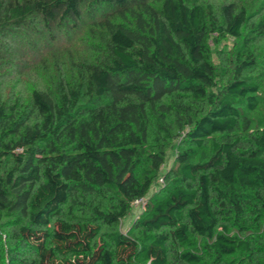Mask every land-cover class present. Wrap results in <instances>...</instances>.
I'll return each mask as SVG.
<instances>
[{
	"label": "trees",
	"instance_id": "16d2710c",
	"mask_svg": "<svg viewBox=\"0 0 264 264\" xmlns=\"http://www.w3.org/2000/svg\"><path fill=\"white\" fill-rule=\"evenodd\" d=\"M149 1L0 0V30L34 18L52 33L96 14L106 27L98 55L57 63L26 102H0V264H201L186 248L193 238L208 242L209 264L264 260V233L241 236L264 219V127L252 130L211 91L208 47L213 34L240 37L248 13L232 2ZM257 25L264 32V19ZM245 57L223 89L253 107ZM137 198L133 231H116Z\"/></svg>",
	"mask_w": 264,
	"mask_h": 264
},
{
	"label": "rangeland",
	"instance_id": "374dc122",
	"mask_svg": "<svg viewBox=\"0 0 264 264\" xmlns=\"http://www.w3.org/2000/svg\"><path fill=\"white\" fill-rule=\"evenodd\" d=\"M161 0H150L153 6H158ZM215 9L225 2H232L236 7H244L248 13L245 27L241 36L236 38L229 35H211L208 40L210 59L216 70V86L212 92L232 100L240 115L246 118L252 130L264 127V32L259 33V26H255L264 19V0H201ZM101 18L96 14L92 18L84 17L77 23L74 29H59L52 33H46L36 19H32L31 26L28 25L22 31L0 30V102L11 103L16 98L22 102L28 100L33 88L48 85L52 78L57 63L67 61L70 58L94 57L98 55L106 40V27L98 22ZM107 20L114 24H132L133 18L130 14L109 13ZM246 52L252 55V66L241 70L240 78L256 83L257 90L249 92L253 95L256 104L253 107L247 105L244 97L227 95L223 89L224 85L232 80L237 59H248ZM179 138L169 140L166 144L164 170L173 162L174 152ZM160 179L154 182L150 192L158 187ZM143 202L133 204L127 214L121 218L115 226V230L128 233L132 230L133 221L142 211ZM7 220L12 218L6 216ZM264 233V219L260 227L245 232L242 237L259 239ZM5 236L0 232V249L5 242ZM204 239H191L186 245L204 255V262L209 264L210 256L206 252ZM231 258L246 262L244 253L237 252ZM257 264H264L260 260Z\"/></svg>",
	"mask_w": 264,
	"mask_h": 264
},
{
	"label": "built area",
	"instance_id": "2783aa9c",
	"mask_svg": "<svg viewBox=\"0 0 264 264\" xmlns=\"http://www.w3.org/2000/svg\"><path fill=\"white\" fill-rule=\"evenodd\" d=\"M141 202H142V198H137L132 203L137 204V203H141Z\"/></svg>",
	"mask_w": 264,
	"mask_h": 264
}]
</instances>
